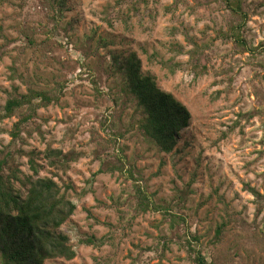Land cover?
Masks as SVG:
<instances>
[{
  "label": "rangeland",
  "instance_id": "obj_1",
  "mask_svg": "<svg viewBox=\"0 0 264 264\" xmlns=\"http://www.w3.org/2000/svg\"><path fill=\"white\" fill-rule=\"evenodd\" d=\"M51 3L0 0V112L14 90L54 94L58 101L37 112L23 148L42 154L49 145L78 156L58 181L73 188L77 212L62 232L77 257L46 264H195L189 235L171 232L161 213L137 210L133 180L100 173L118 152L132 171L135 164L155 205L186 218L206 264H264V53H242L224 36L234 20L223 0H66L55 19ZM245 10L249 46H264V0H248ZM130 53L192 115L172 155L149 149L133 129L116 144L101 124L103 114L120 118L99 110L95 87L114 95L121 80L110 79L109 68ZM130 116H122L123 130ZM17 121H0V151ZM18 163L29 176L27 157ZM180 195L184 206L175 205ZM91 238L97 242L85 243Z\"/></svg>",
  "mask_w": 264,
  "mask_h": 264
},
{
  "label": "trees",
  "instance_id": "obj_2",
  "mask_svg": "<svg viewBox=\"0 0 264 264\" xmlns=\"http://www.w3.org/2000/svg\"><path fill=\"white\" fill-rule=\"evenodd\" d=\"M247 1L223 0L234 20L224 36L230 38L242 53L252 55L256 52L264 53L263 45L255 49L251 48L244 34L248 21L245 10ZM65 4L66 0H52V13L49 16L52 19L57 16L60 18ZM27 41L29 46L34 44L33 34L29 33ZM46 46H49L47 41ZM197 50L198 48L192 52L193 60H196L195 69L197 64L200 65ZM5 54V47L0 48V60ZM109 69L111 71L109 78L118 76L121 81L112 96L95 87L100 100L99 110L105 107L106 111L119 112L120 120L127 110L131 112V124L126 130L119 126L120 120L115 121V116L102 115L101 124L110 132L112 141L119 144L129 130L133 129L149 149L165 155L176 153L182 132L190 127L192 115L188 108L173 94L163 91L154 75L143 73V62L136 53L114 58V64ZM58 86L61 89L60 85ZM12 94L13 98L6 102L0 112V121L18 118L9 133L10 143L0 151V264L73 261L77 253L70 237L62 232V228L73 219L77 206L71 199L72 186L60 185L58 181L67 176L71 164L78 160V156L49 145L42 154L25 153L23 148L27 143L26 140L34 133L33 120L37 112L58 99L54 94L32 89L24 95L16 96L17 90ZM20 156L27 157L29 176H23L21 172V165L18 163ZM112 160L110 157H105L104 167L101 168L100 173L118 172L133 180V186L139 197L137 210L140 213L149 211L161 213L163 221L169 222L171 232L177 234L184 231V236H190L185 237L186 245L196 254V258L191 260L195 264H206L205 257L197 249L195 243L197 239L190 234V228H186V218L175 213L171 207H158L151 198L147 197L144 186L139 184L135 164L132 171V166L126 163L123 152H118V156ZM47 170L50 171L51 176H42ZM194 182L195 177L189 186L191 187ZM257 196L260 197L259 194ZM185 202V196L180 195L175 200V205L184 206ZM221 233L222 230L218 229L217 235L220 236ZM96 242L91 238L85 243Z\"/></svg>",
  "mask_w": 264,
  "mask_h": 264
}]
</instances>
